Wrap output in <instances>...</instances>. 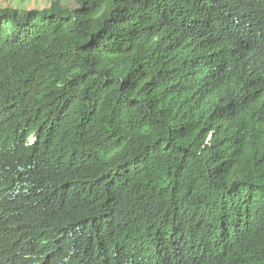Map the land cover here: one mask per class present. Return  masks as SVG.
Masks as SVG:
<instances>
[{"label": "trees", "instance_id": "obj_1", "mask_svg": "<svg viewBox=\"0 0 264 264\" xmlns=\"http://www.w3.org/2000/svg\"><path fill=\"white\" fill-rule=\"evenodd\" d=\"M73 1L0 12V264H264V0Z\"/></svg>", "mask_w": 264, "mask_h": 264}, {"label": "clouds", "instance_id": "obj_2", "mask_svg": "<svg viewBox=\"0 0 264 264\" xmlns=\"http://www.w3.org/2000/svg\"><path fill=\"white\" fill-rule=\"evenodd\" d=\"M53 0H0V12L7 10L16 11L20 14L32 10L43 11L50 8Z\"/></svg>", "mask_w": 264, "mask_h": 264}, {"label": "rangeland", "instance_id": "obj_3", "mask_svg": "<svg viewBox=\"0 0 264 264\" xmlns=\"http://www.w3.org/2000/svg\"><path fill=\"white\" fill-rule=\"evenodd\" d=\"M64 1V3H66L68 6H70V7H73V6H75V3H74V1L73 0H70V1H68V0H63Z\"/></svg>", "mask_w": 264, "mask_h": 264}]
</instances>
